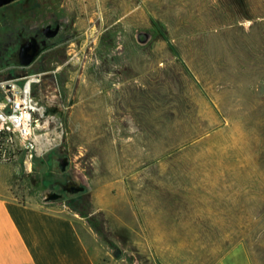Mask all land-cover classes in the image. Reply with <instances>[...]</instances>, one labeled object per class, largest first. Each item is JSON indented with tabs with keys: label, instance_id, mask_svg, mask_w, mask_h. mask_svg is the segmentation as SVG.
Here are the masks:
<instances>
[{
	"label": "rangeland",
	"instance_id": "374dc122",
	"mask_svg": "<svg viewBox=\"0 0 264 264\" xmlns=\"http://www.w3.org/2000/svg\"><path fill=\"white\" fill-rule=\"evenodd\" d=\"M66 3L80 35L58 72L65 100L45 90L31 166L0 162V191L38 205V172L65 146L93 189L49 207L111 256L264 264V0Z\"/></svg>",
	"mask_w": 264,
	"mask_h": 264
},
{
	"label": "flooded vegetation",
	"instance_id": "af4514ba",
	"mask_svg": "<svg viewBox=\"0 0 264 264\" xmlns=\"http://www.w3.org/2000/svg\"><path fill=\"white\" fill-rule=\"evenodd\" d=\"M75 15L68 7L66 0H10L0 7V75L11 77L24 74V78L39 77L33 83L40 84L32 95L37 104H43L46 99L45 90L54 91L55 98L61 103L62 93L56 89L60 75L59 69L68 63L66 46L78 38L80 33L76 29ZM33 42V44H32ZM34 46L41 49L35 62L28 68H21L19 51L22 47ZM50 113H57L58 108H49ZM73 154L63 146L52 156L46 157L43 169L38 172L36 193L44 185L57 189L51 181L57 175H65L73 169ZM65 165V171L60 169ZM58 193L57 204L74 207L71 203L73 197L86 193L69 195Z\"/></svg>",
	"mask_w": 264,
	"mask_h": 264
},
{
	"label": "crops",
	"instance_id": "0c3cea01",
	"mask_svg": "<svg viewBox=\"0 0 264 264\" xmlns=\"http://www.w3.org/2000/svg\"><path fill=\"white\" fill-rule=\"evenodd\" d=\"M80 221L0 191V264H127L89 241Z\"/></svg>",
	"mask_w": 264,
	"mask_h": 264
},
{
	"label": "built area",
	"instance_id": "2783aa9c",
	"mask_svg": "<svg viewBox=\"0 0 264 264\" xmlns=\"http://www.w3.org/2000/svg\"><path fill=\"white\" fill-rule=\"evenodd\" d=\"M32 78L0 82V162H7L20 152L28 154L31 166L32 153L37 149L34 130L40 121L34 118L39 109L31 94V84L36 81Z\"/></svg>",
	"mask_w": 264,
	"mask_h": 264
},
{
	"label": "water",
	"instance_id": "95a60500",
	"mask_svg": "<svg viewBox=\"0 0 264 264\" xmlns=\"http://www.w3.org/2000/svg\"><path fill=\"white\" fill-rule=\"evenodd\" d=\"M10 0H0V7L9 3ZM136 42L139 45H146L152 38L151 33L146 31H140L135 35ZM33 44V42H32ZM41 52L40 48H36L33 45L22 47L19 51V62L17 65L21 68L30 67L35 60L38 58ZM60 169L62 172L65 171V165H61ZM53 185L57 186L55 192H65L69 195H75L78 193H90L93 189L92 181L84 173V169L80 168L77 165L73 166L72 170H69L65 175H57L51 181ZM52 187L44 185L41 190L38 191L35 195L38 203L42 206H49L59 198L58 193L53 191Z\"/></svg>",
	"mask_w": 264,
	"mask_h": 264
},
{
	"label": "trees",
	"instance_id": "16d2710c",
	"mask_svg": "<svg viewBox=\"0 0 264 264\" xmlns=\"http://www.w3.org/2000/svg\"><path fill=\"white\" fill-rule=\"evenodd\" d=\"M79 196H81V197H86L87 195H85V194H81V195H79ZM79 196H76V197H79ZM76 197H73L71 200L74 201V199H76ZM82 217L85 218V219L87 218L86 215H82ZM91 228H92L94 231L96 230L93 226H91ZM116 258H119V257L116 256Z\"/></svg>",
	"mask_w": 264,
	"mask_h": 264
},
{
	"label": "bare ground",
	"instance_id": "6f19581e",
	"mask_svg": "<svg viewBox=\"0 0 264 264\" xmlns=\"http://www.w3.org/2000/svg\"><path fill=\"white\" fill-rule=\"evenodd\" d=\"M39 127V126H38ZM38 151L40 152V150L38 149ZM28 165V164H27Z\"/></svg>",
	"mask_w": 264,
	"mask_h": 264
}]
</instances>
